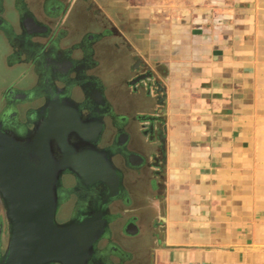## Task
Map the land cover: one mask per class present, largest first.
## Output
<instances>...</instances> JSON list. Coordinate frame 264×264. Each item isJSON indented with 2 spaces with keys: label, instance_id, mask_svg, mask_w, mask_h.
<instances>
[{
  "label": "crops",
  "instance_id": "1",
  "mask_svg": "<svg viewBox=\"0 0 264 264\" xmlns=\"http://www.w3.org/2000/svg\"><path fill=\"white\" fill-rule=\"evenodd\" d=\"M123 2L166 92L152 264H264V0Z\"/></svg>",
  "mask_w": 264,
  "mask_h": 264
},
{
  "label": "flooded vegetation",
  "instance_id": "2",
  "mask_svg": "<svg viewBox=\"0 0 264 264\" xmlns=\"http://www.w3.org/2000/svg\"><path fill=\"white\" fill-rule=\"evenodd\" d=\"M123 1L0 0V50L23 81L0 91V130L25 136L51 101H67L116 174L89 180L64 169L55 184L59 223L103 219L85 264H152L161 224L149 198L163 189V74L154 54L128 44ZM4 247L0 239V257Z\"/></svg>",
  "mask_w": 264,
  "mask_h": 264
},
{
  "label": "water",
  "instance_id": "3",
  "mask_svg": "<svg viewBox=\"0 0 264 264\" xmlns=\"http://www.w3.org/2000/svg\"><path fill=\"white\" fill-rule=\"evenodd\" d=\"M90 140L67 101H51L25 136L0 130V203L7 226L0 264L86 263L103 219L88 214L59 223L54 212L55 184L64 169L89 180L116 179Z\"/></svg>",
  "mask_w": 264,
  "mask_h": 264
},
{
  "label": "rangeland",
  "instance_id": "4",
  "mask_svg": "<svg viewBox=\"0 0 264 264\" xmlns=\"http://www.w3.org/2000/svg\"><path fill=\"white\" fill-rule=\"evenodd\" d=\"M4 57V52L0 50V91L4 87V85L7 84L16 83L17 86L23 85V81L18 79L21 74L22 67L19 65L7 67V63ZM55 220L57 222L59 221V217L57 215H55ZM6 237V220L0 203V239L2 244L6 242Z\"/></svg>",
  "mask_w": 264,
  "mask_h": 264
}]
</instances>
